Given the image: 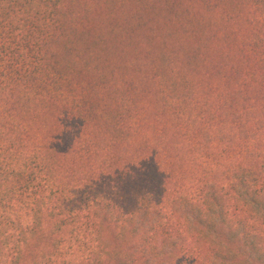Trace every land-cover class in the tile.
Returning a JSON list of instances; mask_svg holds the SVG:
<instances>
[{
	"label": "trees",
	"instance_id": "obj_1",
	"mask_svg": "<svg viewBox=\"0 0 264 264\" xmlns=\"http://www.w3.org/2000/svg\"><path fill=\"white\" fill-rule=\"evenodd\" d=\"M0 264H264V0H0Z\"/></svg>",
	"mask_w": 264,
	"mask_h": 264
}]
</instances>
